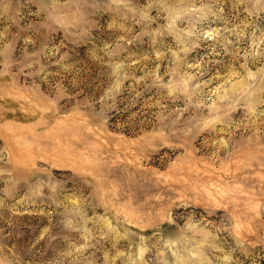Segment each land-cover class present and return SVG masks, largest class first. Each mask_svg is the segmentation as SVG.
<instances>
[{"label":"rangeland","instance_id":"rangeland-1","mask_svg":"<svg viewBox=\"0 0 264 264\" xmlns=\"http://www.w3.org/2000/svg\"><path fill=\"white\" fill-rule=\"evenodd\" d=\"M0 264H264V0H0Z\"/></svg>","mask_w":264,"mask_h":264}]
</instances>
